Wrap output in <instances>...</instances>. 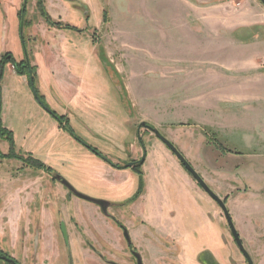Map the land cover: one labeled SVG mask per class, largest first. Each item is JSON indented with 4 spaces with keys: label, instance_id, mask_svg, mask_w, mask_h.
I'll return each mask as SVG.
<instances>
[{
    "label": "rangeland",
    "instance_id": "1",
    "mask_svg": "<svg viewBox=\"0 0 264 264\" xmlns=\"http://www.w3.org/2000/svg\"><path fill=\"white\" fill-rule=\"evenodd\" d=\"M24 1L0 0V32L7 37L1 41L0 34V49L7 50L0 53V65L7 53L19 61L26 50L42 101L36 99L29 77L6 64L0 80V116L3 127L13 133L14 145L0 136V256L19 264H133L118 226L96 204L71 195L59 176L79 193L112 204L109 212L129 229L133 246L150 252L148 257L143 253L144 264H203V251L215 264H248L223 211L201 188L195 189L203 219L184 224L183 235L170 236L142 220L139 207H130L136 188L110 186L97 173L103 161L83 144L123 164L142 154L144 143L152 153L147 165L152 181L164 168L186 182L185 170L173 162L175 156L141 127L146 122L181 151L210 188L214 158L225 152L235 156L226 165L236 167L237 193L221 198L254 264H264V140L247 138L257 127L243 107L232 129L206 124L198 86H182L186 74L196 77L200 68L196 53L205 58L215 53L223 68L225 54L238 46L228 38L233 28H226L224 21L264 23L261 1L44 0L52 19L80 32L48 24L36 0H27L28 25L20 27L18 11ZM64 39L70 43L64 44ZM204 62L205 70L218 67L210 59ZM47 110L65 116L71 131ZM254 153L259 156H244ZM29 158L44 167H35ZM252 167L257 168L255 175ZM175 212L167 211L165 227H172ZM141 226L152 229V235L141 233ZM90 245L104 254L103 259ZM175 247L174 255L166 257L163 251Z\"/></svg>",
    "mask_w": 264,
    "mask_h": 264
},
{
    "label": "crops",
    "instance_id": "2",
    "mask_svg": "<svg viewBox=\"0 0 264 264\" xmlns=\"http://www.w3.org/2000/svg\"><path fill=\"white\" fill-rule=\"evenodd\" d=\"M9 8L10 10L13 9V12L18 9V7ZM46 10L50 16H54L47 7ZM224 24L228 29L233 28L228 38L238 44L237 49L235 51L230 50L225 54L228 57L223 60L225 61L223 68L220 67L222 65L220 63L221 58H216L215 53L211 56L208 55L207 58H205L204 53H196V59L200 60L197 65L200 68L196 69V77L194 75L189 77L187 73L186 78L182 80V86H185L183 87L185 89L198 86L199 97L202 102L200 103L202 106L201 119L208 121L206 124H212L214 128H219L225 124L229 129H232L242 117L238 113V109L243 107L250 111L251 113L246 117L251 125L257 128H253L252 136L248 134L249 137L247 138L262 141L264 140V23L250 19L235 22L233 20L224 21ZM3 33L0 32L1 41L7 38ZM63 41L66 45L70 43L69 39ZM64 48L66 49V46ZM78 48L80 49V47ZM3 51L7 50L0 49V53ZM205 59L212 60L218 64V67L205 70ZM193 123L200 125L198 122ZM147 153L148 156L144 165L145 191L139 200L130 207H139L140 210L137 212L142 216V220L147 219L149 225H152L159 232L170 236L183 235L184 224L186 227L188 222L199 220L200 216L203 219L205 214L196 199V189L198 190L199 187L188 174L182 172L186 182H181L171 177L164 168L158 170L157 179L152 181V171L147 169L148 160L152 157V153ZM244 156L255 158L259 154H245ZM234 157L232 153L225 152L218 153L214 158L211 188L219 197L231 195V192L237 193L236 167L231 168L226 165L228 164L227 161ZM174 158V164L177 168L182 169L178 159ZM223 161L225 164H221ZM256 170L255 167L251 168L254 175ZM97 173L102 176L103 180L105 178L106 181L104 182L110 186L123 185L130 189L137 188L138 177L131 170H117L103 162L98 165ZM166 174L168 178L165 176ZM256 180H259L258 176ZM252 187H256L255 183L252 184ZM170 208L177 209L178 214L174 213L175 222H172V227H165L163 224ZM112 228L116 230L114 227ZM139 230L143 234L144 232L151 233L150 229L146 227L141 226Z\"/></svg>",
    "mask_w": 264,
    "mask_h": 264
},
{
    "label": "flooded vegetation",
    "instance_id": "3",
    "mask_svg": "<svg viewBox=\"0 0 264 264\" xmlns=\"http://www.w3.org/2000/svg\"><path fill=\"white\" fill-rule=\"evenodd\" d=\"M37 1V0H36ZM26 4H27V0H25L24 1V3H23V5L21 6V10H19L18 11V18H19V20L21 21L20 22V27H22L23 25H28V22L26 21V15H27V12H26ZM36 7H38V3L36 4ZM42 17V16H41ZM43 18V17H42ZM44 19V18H43ZM62 30V29H61ZM67 30V29H66ZM74 31H76V32H80L81 30H79V29H77L76 28V30H74ZM7 56H8V59L9 60H11V59H13V60H15L16 61V59L14 58V56H13V54L12 53H7L6 54ZM5 55V56H6ZM32 55H33V53H32ZM32 57V56H31ZM31 57L28 55V53H27V51L25 50V53H24V58L23 59H21V60H19V61H16L18 64H20L21 66H22V69H23V71H27V73L28 74H30V75H32V73H33V67H32V62H31ZM4 58V57H3ZM4 68H5V66H4ZM33 68V69H32ZM23 76V75H22ZM33 86H34V84L31 82V87H32V89H33ZM34 91V90H33ZM48 112V111H47ZM49 113V112H48ZM50 114V113H49ZM51 115V114H50ZM52 116V115H51ZM57 122H58V120L54 117V116H52ZM59 124V123H58ZM147 129V128H146ZM147 130H149V129H147ZM158 139V138H157ZM140 141H142L141 139H140ZM90 152H92L93 154H95L96 156H98L104 163H107L108 165H110L111 167H113L114 169H117V170H131L137 177H138V184H137V188H136V190H135V192H134V195L131 197V199H133V198H135L136 197V195H138L137 197H136V199L134 200V201H132V202H137L138 200H139V198L144 194V191H145V187H146V183H145V173L142 171V176H143V183H144V185H143V188H142V190H140V186H139V176H141V174L140 173H137V170L139 171V170H142V168L144 167V165H145V163H146V160H147V156H148V153L146 154V149H145V145H144V143H142L141 144V147L143 148L142 149V151H143V153L142 154H140L138 157H130L129 158V161L128 162H125V163H123V164H120V163H116V162H113V161H111V160H109L107 157H105V156H103L96 148H93V147H90V146H87V145H85V144H83ZM144 145V146H143ZM168 149V148H167ZM178 149V148H177ZM171 153H172V151L170 150V149H168ZM179 150V149H178ZM180 151V150H179ZM226 151V150H225ZM181 152V151H180ZM173 154V156H175L174 155V153H172ZM176 157V156H175ZM185 157V156H184ZM177 158V157H176ZM186 158V157H185ZM178 159V158H177ZM178 161H179V159H178ZM180 162V161H179ZM189 162V161H188ZM190 163V162H189ZM180 164H181V162H180ZM191 164V163H190ZM126 165V168H119V167H122V166H125ZM181 166H182V168L186 171V173L193 179V181L197 184V186L199 187V188H201L200 187V185L197 183V181L190 175V173L185 169V167L181 164ZM193 167V166H192ZM194 168V167H193ZM195 169V168H194ZM58 178H59V182H61L62 183V181H63V179H62V177H59V176H57ZM203 178V177H202ZM204 179V178H203ZM207 183V182H206ZM68 190H69V192H70V194L71 195H73L74 197H78V196H76L75 195V193L74 192H72L64 183H62ZM210 187V186H209ZM202 189V188H201ZM212 189V188H211ZM203 190V189H202ZM213 190V189H212ZM77 191V190H76ZM141 191V192H140ZM204 191V190H203ZM78 192V191H77ZM205 192V191H204ZM79 193V192H78ZM141 193V194H140ZM206 193V192H205ZM215 193V192H214ZM81 194V193H80ZM207 194V193H206ZM216 194V193H215ZM208 195V194H207ZM217 195V194H216ZM209 196V195H208ZM218 196V195H217ZM210 197V196H209ZM219 197V196H218ZM78 198H80V197H78ZM211 198V197H210ZM221 198V197H220ZM80 199H82V198H80ZM212 199V198H211ZM222 199V198H221ZM84 200V199H83ZM128 200V199H127ZM213 200V199H212ZM224 200V202H225V204H226V200L225 199H223ZM87 201V200H86ZM106 202H107V213H104L103 211H102V209H101V207L99 206V205H97V207H99L100 209H101V211H102V213L106 216V218L107 219H110L111 218V220L118 226V228H119V230L120 231H122V233H123V236H124V230L126 229L127 231H128V233H129V236H130V242H128L127 240H126V238H125V236H124V238H125V240H126V242H127V248H128V250H129V252H130V254H131V256L133 257V260H134V262H133V264H138V260H137V258L135 257V253H137L138 255H140V257H141V259H142V262H143V264H144V259H143V257H144V252L146 253V256L145 257H148V255H149V251H146V250H144V251H142L143 253H141V251L140 250H138V249H136V247L135 246H133V243H132V238H131V235H130V232H129V229L127 228V227H125V225L123 224V223H121L120 221H118L109 211H110V209L112 208V204L111 203H109L107 200H105ZM214 201V200H213ZM88 202H90V201H88ZM92 203V202H91ZM215 203L217 204V202L215 201ZM95 204V203H94ZM124 204H126V200L124 201ZM128 204H130V203H128ZM131 204H133V203H131ZM218 205V204H217ZM218 207L220 208V206L218 205ZM226 207H227V204H226ZM221 209V208H220ZM227 209H228V207H227ZM222 210V209H221ZM228 211H229V209H228ZM223 214H224V212H223ZM229 214H230V212H229ZM225 216V215H224ZM231 216V215H230ZM226 218V217H225ZM232 218V217H231ZM233 220V219H232ZM234 222V221H233ZM228 223V222H227ZM235 225V224H234ZM230 227V226H229ZM231 230V229H230ZM158 231V230H157ZM150 232L151 233H149L148 235L149 236H151L152 235V229L150 230ZM238 232V231H237ZM233 236V235H232ZM146 238V237H145ZM234 238V237H233ZM241 238V237H240ZM150 240V239H149ZM242 240V239H241ZM235 241V240H234ZM236 243V242H235ZM237 245V244H236ZM244 245V244H243ZM166 246V245H165ZM185 246V245H184ZM238 246V245H237ZM155 246H153V244H152V248H154ZM173 247H174V245H173ZM187 249H192V244H187V246H185ZM184 247V248H185ZM90 248H91V250L94 252V253H96V255L98 256V257H100L101 259H103V257H104V254L100 251V250H98V249H96V248H94L92 245H90ZM239 248V247H238ZM173 250V251H172ZM172 250L171 249H169V250H164L163 252H165V253H167L165 256L166 257H171L170 255H168L170 252L171 253H173V255H174V252L176 251V247H175V250H174V248H172ZM152 251H156V250H152ZM188 252V251H187ZM204 253H202L201 254V257H200V259H201V261H200V263H203V264H215V261H214V259H213V257L211 256V254L210 253H208V252H205V251H203ZM242 253V252H241ZM143 254V255H142ZM2 257H8L9 259H11V260H13L14 261V263L13 262H11V261H6V260H4ZM246 259V258H245ZM0 260H3V261H5V262H7V263H9V264H19L15 259H13V258H11L10 256H6V255H2V256H0ZM111 264H117V263H113V262H111Z\"/></svg>",
    "mask_w": 264,
    "mask_h": 264
},
{
    "label": "water",
    "instance_id": "4",
    "mask_svg": "<svg viewBox=\"0 0 264 264\" xmlns=\"http://www.w3.org/2000/svg\"><path fill=\"white\" fill-rule=\"evenodd\" d=\"M66 1H73V0H66ZM261 3L264 5V0H260ZM141 127L147 128L149 129V131H151L168 149H170L172 151V153H174V155L179 159V161L181 162V164L185 167V169L190 173V175L197 181V183L200 185V187L214 200L217 202V204L220 206V208L222 209V211L224 212V215L226 217V220L228 222V225L230 226L231 229V233L234 237V240L236 242V244L238 245L240 251L242 252V254L244 255V257L246 258L248 264H254L250 254L248 253V251L245 249L243 242L240 238L239 233L237 232V229L234 225V222L229 214V211L226 207V204L224 202L223 199H221L220 197H218L214 191L209 187V185L206 183V181L202 178V176L192 167V165L188 162V160L184 157V155L177 149V147L170 141L168 140L166 137H164L157 128L152 127L150 125H148V123L146 122H142L141 123ZM62 183H64L69 189H71L76 196L90 201L92 203H95L97 205H99L102 209V211L104 213H107V202L103 201V200H97V199H93L91 197H88L86 195L80 194L78 193L73 187L70 186V184L66 181H62ZM63 233L65 235L66 240H68V236L66 233V229H65V225L63 224ZM124 236L126 238V240L128 242H130V236L128 231L125 229L124 230ZM135 257L138 260V264H143L142 259L140 257V255H138L137 253L134 254ZM4 260L6 261H11L14 263L13 260L9 259L8 257H2Z\"/></svg>",
    "mask_w": 264,
    "mask_h": 264
},
{
    "label": "trees",
    "instance_id": "5",
    "mask_svg": "<svg viewBox=\"0 0 264 264\" xmlns=\"http://www.w3.org/2000/svg\"><path fill=\"white\" fill-rule=\"evenodd\" d=\"M37 3H38V9L41 13V16L45 19V21L50 24L51 26L53 27H56L58 29H62V30H76V27L74 26H71V25H68V24H64L62 22H57L55 21L54 19H52V17L48 14V12L46 11L45 9V4H44V0H37ZM13 64L16 72L19 74V75H27L29 77V81H30V84L31 82L34 84L33 86V90H34V93H35V96H36V99L41 103L42 101V97L39 96V91L38 89L35 87V70L33 69V73L32 75L28 74L27 71H23L22 69V66L20 64H18L15 60L11 59L9 60L8 59V56H4L3 58V61H2V64L0 65V80L2 79V76H3V71H4V66L6 64ZM1 103H2V96H1V86H0V111H1ZM48 111V110H47ZM52 116H54L57 120H58V123L59 125L65 130V131H68L70 132L71 130H68L67 129V119L65 116H60L58 115L57 113L53 112V111H48ZM0 136L1 137H5L6 139H8L12 145H14V138H13V133L6 130V128L3 127L2 125V121H1V116H0ZM144 146V145H143ZM30 160H33L32 158H29ZM35 162V167L37 168H43L44 165H42L41 163L37 162V161H34ZM33 165V164H31ZM119 168H126V165L125 166H122V167H119ZM137 173H140L141 176H139V186H140V190H142L143 188V176H142V170H137ZM71 190V189H70ZM72 191V190H71ZM73 192V191H72ZM141 192V191H140ZM141 194V193H140ZM138 195H136L137 197ZM135 198L131 199L130 201H134ZM127 203V202H126Z\"/></svg>",
    "mask_w": 264,
    "mask_h": 264
}]
</instances>
